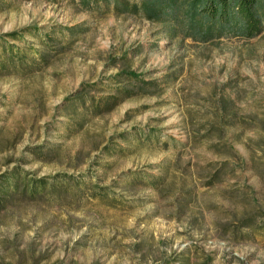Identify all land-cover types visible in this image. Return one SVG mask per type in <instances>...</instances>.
Instances as JSON below:
<instances>
[{
  "label": "rangeland",
  "instance_id": "374dc122",
  "mask_svg": "<svg viewBox=\"0 0 264 264\" xmlns=\"http://www.w3.org/2000/svg\"><path fill=\"white\" fill-rule=\"evenodd\" d=\"M106 7L0 0L37 62L0 73V264H264V10L242 38Z\"/></svg>",
  "mask_w": 264,
  "mask_h": 264
},
{
  "label": "trees",
  "instance_id": "16d2710c",
  "mask_svg": "<svg viewBox=\"0 0 264 264\" xmlns=\"http://www.w3.org/2000/svg\"><path fill=\"white\" fill-rule=\"evenodd\" d=\"M86 9H91V5H102L110 7L116 13H127L131 15H143L151 21L176 25L182 30L189 31L192 23L208 21L206 26L214 28L218 33H223L228 28L235 31L239 37L252 38L262 30V11L264 10V0H79ZM164 17V18H163ZM169 19V20H168ZM171 21V23H170ZM170 23V24H169ZM32 31V30H26ZM22 31H14L5 34L0 38V73L9 71L7 62L10 65H23L33 68L37 63L35 59L27 60V50L30 45L22 38ZM6 38V39H4ZM7 38L19 39L27 48L18 47L10 43ZM30 49V48H29ZM46 60L43 59L42 62ZM130 77H135L127 74ZM17 174L14 173V176ZM46 182L40 185L39 191L44 189ZM52 183L48 186L52 188ZM25 182L22 192L28 189ZM30 190L33 189L29 186ZM16 181L10 185L11 190H15ZM10 190H6L8 193Z\"/></svg>",
  "mask_w": 264,
  "mask_h": 264
}]
</instances>
